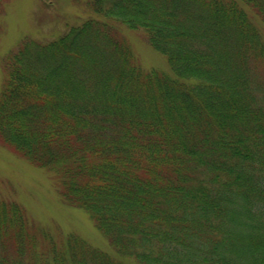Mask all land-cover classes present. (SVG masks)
<instances>
[{
  "label": "trees",
  "instance_id": "16d2710c",
  "mask_svg": "<svg viewBox=\"0 0 264 264\" xmlns=\"http://www.w3.org/2000/svg\"><path fill=\"white\" fill-rule=\"evenodd\" d=\"M246 6L264 24V0H90L6 56L0 137L113 250L0 194V264H264V29ZM121 26L170 71L142 68Z\"/></svg>",
  "mask_w": 264,
  "mask_h": 264
},
{
  "label": "rangeland",
  "instance_id": "374dc122",
  "mask_svg": "<svg viewBox=\"0 0 264 264\" xmlns=\"http://www.w3.org/2000/svg\"><path fill=\"white\" fill-rule=\"evenodd\" d=\"M90 0H2L0 16V91L4 82L3 62L25 39L50 42L79 26L89 16ZM261 28L264 24L251 7H245ZM119 35L131 46L145 70L170 71L164 55L154 50L141 30L125 26ZM0 194L21 203L29 218L54 232L77 234L94 247L112 252V246L82 209L65 203L54 176L33 165L0 137Z\"/></svg>",
  "mask_w": 264,
  "mask_h": 264
}]
</instances>
